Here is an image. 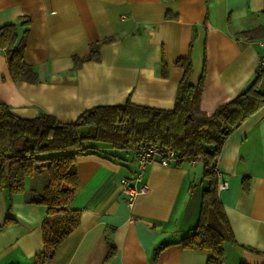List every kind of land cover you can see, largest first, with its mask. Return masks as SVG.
Segmentation results:
<instances>
[{"label":"crops","instance_id":"crops-1","mask_svg":"<svg viewBox=\"0 0 264 264\" xmlns=\"http://www.w3.org/2000/svg\"><path fill=\"white\" fill-rule=\"evenodd\" d=\"M262 12L264 0H0V26L29 18L24 60L39 78L13 80L7 49H0V101L19 116L44 112L60 122L126 100L171 108L183 72L175 61L189 56L191 82L203 73L198 108L210 114L253 78L264 37L237 34L264 26ZM107 37L98 60L74 68L73 56L85 57L91 42ZM85 146L69 204L80 211L79 223L52 258L36 261L46 206L33 200L48 181L47 162L25 178L22 192L0 190V264H205L206 251L176 243L198 219L200 160L150 162L138 183L147 190L129 207L120 179L135 170L131 151L97 141ZM217 169L235 240L224 242L223 264H264V106L226 137ZM108 242L114 254L106 260Z\"/></svg>","mask_w":264,"mask_h":264},{"label":"trees","instance_id":"trees-1","mask_svg":"<svg viewBox=\"0 0 264 264\" xmlns=\"http://www.w3.org/2000/svg\"><path fill=\"white\" fill-rule=\"evenodd\" d=\"M264 15V12H262ZM29 18L0 26V49H7V67L15 81H39L34 67L24 60ZM243 39L264 37V26L242 30ZM112 37L89 44V52L73 56L74 68L87 60L99 59V48ZM175 64L183 69L171 108L134 103L96 104L79 113L73 122H60L40 112L22 117L0 101V190L8 194L22 192L24 180L45 165L48 181L33 202L46 206L42 220L43 249L37 262L50 259L69 233L78 225L80 211L69 204L78 189L76 156L87 150L86 141H97L115 148L131 150L144 143H159L176 152V162L200 160L205 180L201 192L198 219L176 243L184 248L208 253L205 264H223L224 242L234 236L218 196V169L215 156L226 137L249 116L264 106V67L257 65L247 86L231 99L219 104L210 114L199 110L203 73L197 83L190 80L189 56ZM161 71L165 72L162 62ZM86 127L87 130H82ZM212 146L208 152L207 147ZM197 155H200L198 158ZM167 244L159 245L156 251ZM106 260L114 254L108 242Z\"/></svg>","mask_w":264,"mask_h":264},{"label":"built area","instance_id":"built-area-1","mask_svg":"<svg viewBox=\"0 0 264 264\" xmlns=\"http://www.w3.org/2000/svg\"><path fill=\"white\" fill-rule=\"evenodd\" d=\"M259 44L261 46H264V39L259 40ZM258 65L264 67V54L260 56ZM130 151L133 156L135 170L132 176L123 177L120 179L121 191L129 207L132 206L136 196L143 194L147 190L145 184H141L138 186V183L142 182L144 172L150 162L158 161L163 165H169L173 162H176L177 160L176 152L174 149L165 147L159 143L140 144ZM197 157L199 158L200 155H197ZM215 159L218 160V155L215 156ZM226 186V182L220 180L218 177V191L224 189Z\"/></svg>","mask_w":264,"mask_h":264},{"label":"water","instance_id":"water-1","mask_svg":"<svg viewBox=\"0 0 264 264\" xmlns=\"http://www.w3.org/2000/svg\"><path fill=\"white\" fill-rule=\"evenodd\" d=\"M211 147H212V146H208V147H207V151H208V152H211V151H212V148H211Z\"/></svg>","mask_w":264,"mask_h":264},{"label":"rangeland","instance_id":"rangeland-1","mask_svg":"<svg viewBox=\"0 0 264 264\" xmlns=\"http://www.w3.org/2000/svg\"><path fill=\"white\" fill-rule=\"evenodd\" d=\"M204 182H205V180H204Z\"/></svg>","mask_w":264,"mask_h":264}]
</instances>
